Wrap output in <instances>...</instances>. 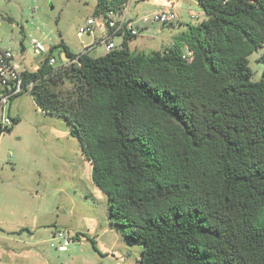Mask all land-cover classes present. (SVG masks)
Listing matches in <instances>:
<instances>
[{
  "label": "trees",
  "instance_id": "1",
  "mask_svg": "<svg viewBox=\"0 0 264 264\" xmlns=\"http://www.w3.org/2000/svg\"><path fill=\"white\" fill-rule=\"evenodd\" d=\"M197 1L206 17L160 50H131V34L100 56L62 41L64 62L50 48L11 100L30 92L72 125L141 264H264V70L254 81L249 65L264 0ZM127 2L98 0L94 15Z\"/></svg>",
  "mask_w": 264,
  "mask_h": 264
},
{
  "label": "rangeland",
  "instance_id": "2",
  "mask_svg": "<svg viewBox=\"0 0 264 264\" xmlns=\"http://www.w3.org/2000/svg\"><path fill=\"white\" fill-rule=\"evenodd\" d=\"M128 1L129 14L134 17L151 14L161 6L179 10L182 21L206 17L194 0ZM97 3L0 0V46L11 49L23 67L32 71L45 58V53H36L32 39L49 50L56 46L53 55L57 67L65 60L59 43L78 51L105 33L98 20L100 24L92 33L78 36L80 26L94 16ZM192 11L196 15L189 16ZM178 28L151 23L144 36L157 45L169 34L175 35ZM120 40V36L115 37L117 44ZM105 51V45L99 44L91 54L100 56ZM249 65L252 80H260L264 44L249 56ZM71 86L66 81L58 90L65 92ZM5 117L12 120L13 127L0 134V264H141L143 246L129 245L111 225L109 198L93 183L91 163L72 135V125L63 117L41 111L27 91L10 99L5 108L0 104V123ZM16 117L20 119L14 123ZM58 230H66L72 238L63 251L54 246L60 245L54 236Z\"/></svg>",
  "mask_w": 264,
  "mask_h": 264
},
{
  "label": "built area",
  "instance_id": "3",
  "mask_svg": "<svg viewBox=\"0 0 264 264\" xmlns=\"http://www.w3.org/2000/svg\"><path fill=\"white\" fill-rule=\"evenodd\" d=\"M178 19V13L174 8H164L156 10L151 14L145 16H132L129 14L128 4L126 3L122 8L110 9L106 12H101L97 16L89 17L87 22L80 26L78 30V36L92 33L95 28L100 24L98 20L102 21L100 26H104L105 33L101 35L100 42L105 45L106 51H111L116 48V44L110 38L116 34H131L137 36L141 33L144 26L151 23H158L161 25L173 23ZM32 44L37 54L47 53L49 49L36 39H32ZM93 48L92 45H85L81 52H88ZM189 54H191L189 52ZM56 58L52 57L50 63L54 64ZM70 62V59H66L65 63ZM22 63L16 57V54L11 49L2 48L0 46V85L2 86V92L0 93V104L5 108V104L15 96L24 90V76L25 71ZM32 83L27 85V88H31ZM12 120L9 117H5L2 126L11 125ZM55 238L59 239L60 245L54 246L60 250H66L71 244V235L66 230H58L54 233Z\"/></svg>",
  "mask_w": 264,
  "mask_h": 264
},
{
  "label": "crops",
  "instance_id": "4",
  "mask_svg": "<svg viewBox=\"0 0 264 264\" xmlns=\"http://www.w3.org/2000/svg\"><path fill=\"white\" fill-rule=\"evenodd\" d=\"M195 4H198L197 3V0H194L193 1ZM127 4H128V8H129V1L127 2ZM169 7H171V8H174L173 6H165V7H157L156 9H154V11H156V10H160V9H164V8H169ZM175 9V8H174ZM176 10V9H175ZM129 11H130V8H129ZM153 11V12H154ZM177 11V13H178V19L173 23V27L175 26V25H177V27H179L177 30V32L175 33V35H171V34H169V37L167 36L166 38H163V39H161L160 40V42H157L158 44L157 45H153L151 42H149V41H147V39L145 38V36H144V32L145 31H147V29L149 28V24L148 25H146V26H144V28H143V30H142V32L138 35V36H141V38H139V40H135L134 41V45L132 46L131 44V42H133V40L130 42V49L131 50H141V51H145V52H148V48L150 47V48H154V49H152L151 51H153V50H160V49H156V48H161V49H163V48H165V47H168V46H170L171 44H173V42H174V36H176V35H178L179 33H181V32H183V31H185L186 30V28H187V24H189V23H195V22H198V21H200V20H202V19H198V20H195V21H191L190 20V22L189 21H187V20H184V21H182L181 20V13H180V11L179 10H176ZM193 12V13H192ZM192 12H189L188 13V15L189 16H194V15H196L195 14V12L194 11H192ZM192 13V14H191ZM133 16V15H132ZM137 16V15H136ZM161 26H163V25H161ZM163 27H165V26H163ZM162 33H163V31H162ZM143 34V35H142ZM116 36H120L121 37V39L123 40V35H121V34H116V35H114V36H111V40L112 41H114L115 42V37ZM122 40H120V42L117 44V42H115V44L116 45H120L121 44V42H122ZM99 44H101V42H100V39L99 38H96L95 39V41H93V42H90L88 45H92L93 46V48L90 50V53L91 52H93V51H95L96 50V48L98 47V45ZM152 45V46H151ZM156 46V47H155ZM82 49L83 48H81V49H79L78 51H73V52H75V53H79V52H81L82 51ZM107 53V51H105L103 54L105 55ZM42 55V54H41ZM44 59V58H43ZM42 61V60H41ZM2 90V89H1ZM1 93V92H0Z\"/></svg>",
  "mask_w": 264,
  "mask_h": 264
}]
</instances>
